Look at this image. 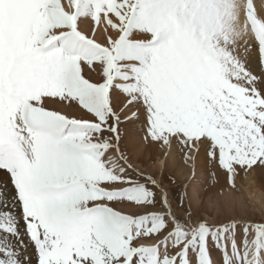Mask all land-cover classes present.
Segmentation results:
<instances>
[{"label":"snow or ice","instance_id":"1","mask_svg":"<svg viewBox=\"0 0 264 264\" xmlns=\"http://www.w3.org/2000/svg\"><path fill=\"white\" fill-rule=\"evenodd\" d=\"M257 174L253 0H0V264H264Z\"/></svg>","mask_w":264,"mask_h":264},{"label":"bare ground","instance_id":"2","mask_svg":"<svg viewBox=\"0 0 264 264\" xmlns=\"http://www.w3.org/2000/svg\"><path fill=\"white\" fill-rule=\"evenodd\" d=\"M253 3L257 6L258 15H264V0H253ZM84 75L90 79L94 78L90 77L88 72H85ZM203 167L204 161L203 157H201L200 162L198 164V168ZM201 179H203V177H201ZM220 180L221 182H223L225 178L220 177ZM251 190L253 193H256L257 191L259 192L260 198L257 200V207H264V177L257 174L255 179L251 181Z\"/></svg>","mask_w":264,"mask_h":264},{"label":"rangeland","instance_id":"3","mask_svg":"<svg viewBox=\"0 0 264 264\" xmlns=\"http://www.w3.org/2000/svg\"><path fill=\"white\" fill-rule=\"evenodd\" d=\"M86 77V76H85ZM87 78V77H86Z\"/></svg>","mask_w":264,"mask_h":264}]
</instances>
